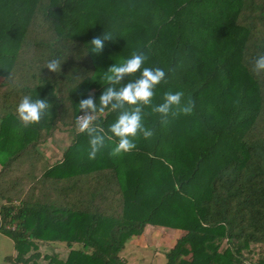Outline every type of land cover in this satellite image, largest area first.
<instances>
[{
  "label": "trees",
  "instance_id": "1",
  "mask_svg": "<svg viewBox=\"0 0 264 264\" xmlns=\"http://www.w3.org/2000/svg\"><path fill=\"white\" fill-rule=\"evenodd\" d=\"M104 32L114 39L93 53L90 41ZM137 49L149 57L145 67L166 72L153 104L183 91L193 113L168 127L146 115L151 139L111 157L113 137L90 160L78 104L90 93L98 103L104 72ZM261 54L264 0H0L2 109L16 110L26 95L51 105L40 123L20 122L15 157L52 138L60 123L75 131L43 181L63 183L61 204L0 205V231L18 253L9 262L39 264L38 242L58 241L69 255L47 256L50 264H129L128 242L155 226L181 233L165 264H248L256 256L264 264V73L252 72ZM53 58L62 61L57 74L44 68ZM117 116L106 109L95 123L111 135ZM43 218L49 227L30 224Z\"/></svg>",
  "mask_w": 264,
  "mask_h": 264
},
{
  "label": "clouds",
  "instance_id": "2",
  "mask_svg": "<svg viewBox=\"0 0 264 264\" xmlns=\"http://www.w3.org/2000/svg\"><path fill=\"white\" fill-rule=\"evenodd\" d=\"M114 39L110 33L94 37L90 44L92 52L99 54L104 50L105 41ZM148 55L137 49L132 52L130 58L115 63L104 72L102 80L108 86L99 96V102H95L90 93L87 98L79 102L81 115L76 118L78 133H86L89 137L90 151L88 159L94 160L97 154L105 147L106 140L116 138L115 146L109 153L111 157H118L137 148V139H151L155 131L144 124V117L149 114H157L162 127H168L180 116H188L193 113L195 101L189 96L185 98L183 91H166L163 93L162 102L153 104L157 85L166 82V72L159 67H145ZM62 61L59 58L49 60L44 68L57 74L61 72ZM140 75L134 80L128 77ZM252 72L257 76L264 73V54L257 56L252 62ZM122 85L120 87H117ZM145 107L151 108V113L144 111ZM51 108L46 98L33 100L31 96H24L17 106L16 112L23 127H29L40 123L42 118ZM108 109L118 113L117 119L109 126L108 133L95 121Z\"/></svg>",
  "mask_w": 264,
  "mask_h": 264
},
{
  "label": "crops",
  "instance_id": "3",
  "mask_svg": "<svg viewBox=\"0 0 264 264\" xmlns=\"http://www.w3.org/2000/svg\"><path fill=\"white\" fill-rule=\"evenodd\" d=\"M2 82L0 78V86ZM10 112L15 115L8 114ZM20 122L16 110H4L0 102V205L9 202L24 203L23 200L33 206L39 202L51 205V201L61 204L62 201H58V198L65 195L63 183L59 184L56 177L50 182L43 181L48 171L62 162L74 140L75 131L72 127L60 123L52 138L16 158L15 154L23 145L19 140V128L22 127ZM67 143L69 146L66 148ZM30 224H34V228H40L49 227L50 223L43 218L35 219ZM135 238L130 240L128 245ZM38 245L40 260L47 256H58L63 260L70 252L67 244L63 242H38ZM78 247L74 246L75 249ZM126 250L122 253L123 257ZM17 254L13 239L0 231V264H11L9 259H15ZM32 254H28V257Z\"/></svg>",
  "mask_w": 264,
  "mask_h": 264
},
{
  "label": "rangeland",
  "instance_id": "4",
  "mask_svg": "<svg viewBox=\"0 0 264 264\" xmlns=\"http://www.w3.org/2000/svg\"><path fill=\"white\" fill-rule=\"evenodd\" d=\"M69 143L66 144V148ZM181 233L176 230L148 226L142 237H136L129 243L124 258L129 264H165L166 253L176 244ZM39 264H50L45 257L38 261ZM248 264H258V258L255 257Z\"/></svg>",
  "mask_w": 264,
  "mask_h": 264
},
{
  "label": "built area",
  "instance_id": "5",
  "mask_svg": "<svg viewBox=\"0 0 264 264\" xmlns=\"http://www.w3.org/2000/svg\"><path fill=\"white\" fill-rule=\"evenodd\" d=\"M81 115V114H80ZM96 122V121H95Z\"/></svg>",
  "mask_w": 264,
  "mask_h": 264
}]
</instances>
